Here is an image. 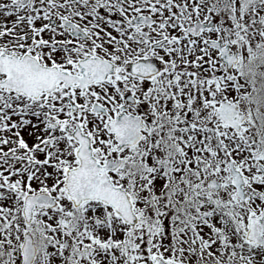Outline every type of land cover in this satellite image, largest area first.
Returning <instances> with one entry per match:
<instances>
[{
	"label": "snow or ice",
	"instance_id": "obj_1",
	"mask_svg": "<svg viewBox=\"0 0 264 264\" xmlns=\"http://www.w3.org/2000/svg\"><path fill=\"white\" fill-rule=\"evenodd\" d=\"M0 264H264V0H0Z\"/></svg>",
	"mask_w": 264,
	"mask_h": 264
}]
</instances>
